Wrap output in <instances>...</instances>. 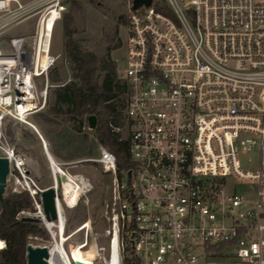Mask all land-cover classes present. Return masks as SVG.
I'll return each instance as SVG.
<instances>
[{"label": "built area", "instance_id": "obj_1", "mask_svg": "<svg viewBox=\"0 0 264 264\" xmlns=\"http://www.w3.org/2000/svg\"><path fill=\"white\" fill-rule=\"evenodd\" d=\"M62 1L0 0V156L8 160L6 188L27 192L32 217L61 243L69 237L63 210L86 198L90 180L50 161V185L56 188L60 176L65 180L54 197L56 219L46 221L40 192L47 186L38 184L25 153L4 131L8 122L26 124L47 149L28 116L46 107L48 74L60 57L51 52V42ZM163 1L167 12L156 10L153 0L149 7L129 9L119 77L126 85L123 125L133 164L118 170L115 155L98 147L94 161L109 177L106 226L88 239L94 220L88 215L73 231L86 230L76 245L91 249L87 264L94 256L101 264H110L113 256L114 264H264V0ZM52 11L56 17L48 26ZM30 17V32L8 36ZM253 149L257 168L243 171L239 154ZM67 180L77 191L73 200L63 186ZM251 184L248 200L243 192ZM3 248L0 239V252Z\"/></svg>", "mask_w": 264, "mask_h": 264}, {"label": "rangeland", "instance_id": "obj_2", "mask_svg": "<svg viewBox=\"0 0 264 264\" xmlns=\"http://www.w3.org/2000/svg\"><path fill=\"white\" fill-rule=\"evenodd\" d=\"M70 1L72 0L62 1L64 10L61 12V17L54 24L51 42V52L54 54L60 53V57L55 66L58 67L63 81L68 80L69 71L62 57V16L64 12L69 10ZM74 1L80 4L75 14L74 24L76 32L74 33V37L78 39L83 49L92 51L97 55L103 54L108 46H113L119 41L118 47L110 51V56L115 61L118 75L122 77L124 75L126 61V22L131 6L130 0ZM33 22L34 17H30L16 24L13 29L9 30V35L15 36L30 32L33 27ZM41 85V80L38 79V86ZM52 85L53 84H51V86ZM51 86L48 89L47 102L50 99ZM37 114L28 116V120L36 126ZM120 127L119 133L125 138L127 135L126 126L122 124ZM62 129L61 134H56L53 146L58 150L60 156L67 159H60L54 156L55 160L61 164V166L66 167L70 173H80L84 175L92 184V188L87 193L86 198L79 201L74 209L63 210L65 215L64 233L69 234L67 242H62L63 248L66 251V243L76 244L82 241V237L85 235L86 230L73 231L80 222L88 217V215L94 219L86 232L88 239L93 236L94 233L102 232L105 228L106 223L103 222V217L105 204L108 198L107 186L109 177L101 173L99 165L94 161L99 154L98 147L100 145L95 140L90 129L87 127L84 128L81 134H76L70 124L68 126L62 125ZM5 135L17 150L25 153L28 169L37 179L38 184L41 187L51 184L50 161L44 153L37 133L26 124L8 122L5 127ZM46 142L49 147L50 144L48 141ZM48 152L50 153L49 150ZM55 160L53 159V161ZM257 162L258 152L256 149L240 152L239 163L243 171H254L257 168ZM246 189L247 191L243 192L244 196L246 199L251 200L254 192L253 184L249 185ZM6 190L8 189L6 188ZM29 212L30 215L26 214L25 216L32 217L31 211ZM97 218H99L100 221H96ZM39 226L44 230V233L30 235L27 243L50 247L54 241L51 231L41 222H39ZM56 240H58L57 237ZM97 241L102 243L103 240L97 239ZM92 262L93 264H101L96 256H94Z\"/></svg>", "mask_w": 264, "mask_h": 264}, {"label": "trees", "instance_id": "obj_3", "mask_svg": "<svg viewBox=\"0 0 264 264\" xmlns=\"http://www.w3.org/2000/svg\"><path fill=\"white\" fill-rule=\"evenodd\" d=\"M153 4L156 10L167 12L163 0H153ZM79 5L77 1H70L69 10L62 16V57L69 78L63 81L56 64L50 69L48 79L53 84L50 99L41 113H35L37 126L33 124L48 140L49 151L53 153L54 138L62 133V125L70 124L76 134H81L87 127V116L93 114L96 125L90 131L95 140L115 155L118 170H127L133 164L129 158V141L112 129V126L123 124L126 92L125 82L119 77L110 56L119 41L108 46L101 55L83 49L74 37ZM32 210L27 192L5 190L0 204V239L4 241L0 264H25L27 236L44 233L38 221L25 220L19 215L21 211Z\"/></svg>", "mask_w": 264, "mask_h": 264}, {"label": "water", "instance_id": "obj_4", "mask_svg": "<svg viewBox=\"0 0 264 264\" xmlns=\"http://www.w3.org/2000/svg\"><path fill=\"white\" fill-rule=\"evenodd\" d=\"M131 10H136L141 7H149L152 3V0H130ZM96 125V117L91 114L87 116V126L88 129H94ZM46 150V155L49 161L53 162V159L49 152ZM8 174V160L0 156V204L3 202V194L6 190V176ZM65 177L60 176L56 181V188L53 185L47 186L40 192V200L42 206V212L46 221H53L56 219V210L54 197L58 196L57 188L60 185V181H64ZM25 220L37 221V218L24 216L22 217ZM25 264H47L49 257V249L47 246L42 245H32L30 243L26 244L25 248ZM72 264H87L86 262L73 260Z\"/></svg>", "mask_w": 264, "mask_h": 264}, {"label": "bare ground", "instance_id": "obj_5", "mask_svg": "<svg viewBox=\"0 0 264 264\" xmlns=\"http://www.w3.org/2000/svg\"><path fill=\"white\" fill-rule=\"evenodd\" d=\"M56 17V11H52V14L48 20V26L51 25V21ZM63 186L65 189H68L69 191V197L70 199H75L77 195V191L73 188L72 184L67 180L63 183ZM58 224V228H62L61 222ZM49 226V224H47ZM51 230V228H50ZM62 240V239H61ZM49 249V257L47 264H72L73 260L77 261H86L89 262V259L91 258V251L90 250H82L78 245L76 244H69L68 245V251H65L63 248V245L61 242L55 239V241L52 243ZM114 256L111 260L110 264H114Z\"/></svg>", "mask_w": 264, "mask_h": 264}, {"label": "crops", "instance_id": "obj_6", "mask_svg": "<svg viewBox=\"0 0 264 264\" xmlns=\"http://www.w3.org/2000/svg\"><path fill=\"white\" fill-rule=\"evenodd\" d=\"M25 1H29V0H25ZM16 26V25H15ZM14 27V26H13ZM13 27H11L10 29H13ZM9 29V30H10ZM9 30L7 31V34H8V36H10L9 35ZM36 127V126H35ZM36 129H37V132H38V134L44 139V141H48L44 136H43V134L40 132V130H38V128L36 127ZM49 143V142H48ZM46 144H47V142H46ZM43 148V147H42ZM44 150V149H43ZM49 150V147L47 146V151ZM53 153H49L50 155H52L51 157H53V159L55 160V157H58V158H62V159H67V158H63L62 156H60L59 155V153H58V150L53 146ZM44 153H45V155H46V150H44ZM55 156V157H54ZM46 157H47V155H46ZM69 158H72V157H69ZM55 162L56 163H58L56 160H55ZM48 185H50V184H48ZM48 185H46V186H48Z\"/></svg>", "mask_w": 264, "mask_h": 264}]
</instances>
